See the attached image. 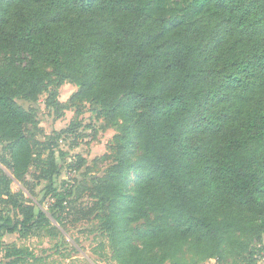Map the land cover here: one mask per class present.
<instances>
[{"label":"trees","instance_id":"16d2710c","mask_svg":"<svg viewBox=\"0 0 264 264\" xmlns=\"http://www.w3.org/2000/svg\"><path fill=\"white\" fill-rule=\"evenodd\" d=\"M204 17L216 22L213 31ZM0 56L6 264L27 253L5 245V234L55 237L74 212L99 220L121 264H198L179 256L188 241L201 260L256 262L252 244L264 237V0H0ZM65 81L78 86L71 102H96L107 118L125 107L123 115L138 118L134 131L115 136L113 153L93 160L111 161L103 175L66 179L59 189L63 153L39 125L38 101L47 92L61 115L67 105L57 87ZM132 147L142 150L134 194ZM78 158L70 170L87 162ZM14 181L30 195L46 181L51 209L13 191Z\"/></svg>","mask_w":264,"mask_h":264},{"label":"rangeland","instance_id":"374dc122","mask_svg":"<svg viewBox=\"0 0 264 264\" xmlns=\"http://www.w3.org/2000/svg\"><path fill=\"white\" fill-rule=\"evenodd\" d=\"M208 32L213 31L216 22L209 17L202 19ZM1 59V56H0ZM49 71L52 68L47 67ZM78 86L72 81H65L59 87L58 98L67 106L63 109L61 115L56 114L53 107L46 104L47 92L40 95L38 105L39 125L46 132V138L53 137L58 140V147L62 155L58 154V161L62 165L61 173L55 178V186L61 189L63 181L66 179L82 180L86 173L88 178L101 176L111 166V161L95 163L96 157H101L106 153H113L117 144L115 136L122 135L125 129H133L134 122L138 118L136 114H126L125 107L121 108L120 113L114 118L102 116L99 112V105L96 102L83 101L71 102ZM72 124V126H70ZM70 130H67L69 129ZM41 139L44 137L40 136ZM65 153V154H64ZM2 147H0V155ZM81 156L86 159V163L79 167V171L70 170L69 167L78 161ZM132 161L134 168L127 177V190L134 194L137 189V183L142 175V150L132 147ZM28 178H31L28 176ZM34 194L30 195L27 188L18 181L12 184L13 191L23 190L27 197L33 200L36 206L44 209H51L52 200L47 198L46 181L35 182ZM86 198L82 203H89ZM76 217L80 219L75 220ZM54 220V219H53ZM55 224H58L54 220ZM144 221L130 223V228L134 229L143 225ZM63 234L51 237L43 233L31 234L28 236L19 233H7L4 236L5 245L15 244L23 248L27 253L26 261L19 264H121L119 260L113 257L111 245L108 242L107 232L99 225V220L94 216L84 217L82 214L72 213L67 220V227ZM138 243V242H136ZM252 248L256 254L254 264H264V237L260 242H253ZM192 241L184 244L179 256L183 260L197 262L198 264H249L246 260L233 262V257L229 256L224 263H218L215 258L200 259L196 254ZM9 261L5 257L4 246L0 247V264H6ZM170 260L167 261V264Z\"/></svg>","mask_w":264,"mask_h":264}]
</instances>
